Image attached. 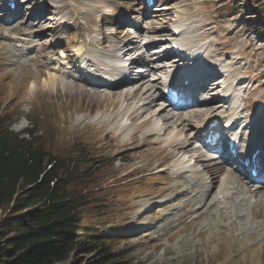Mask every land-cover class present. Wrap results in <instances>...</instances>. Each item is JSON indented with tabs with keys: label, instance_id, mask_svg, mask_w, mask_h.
<instances>
[{
	"label": "rangeland",
	"instance_id": "374dc122",
	"mask_svg": "<svg viewBox=\"0 0 264 264\" xmlns=\"http://www.w3.org/2000/svg\"><path fill=\"white\" fill-rule=\"evenodd\" d=\"M17 1L14 18L0 25V115L12 118L15 132L39 123L51 150L91 166L76 183L77 193L89 199L84 224L113 236V247L131 264H264V236L240 235L215 211L208 212L210 205L198 219L194 209L201 203L184 196L197 177L210 181L205 160L236 171L222 147L215 154L203 146L200 133L210 119L221 118L219 131L242 140L264 120V16L256 18L254 0H159L153 11L146 9V0ZM0 17L6 19L1 8ZM19 22L29 26L21 34L13 31ZM176 29L178 36L172 34ZM172 41L184 47L185 60L169 55ZM198 51L204 55L195 61L192 54ZM109 63L124 72L132 63L125 74L133 78L118 93L122 98L125 92L134 96L146 90L133 107L163 95L161 88L170 82L194 87L204 65L220 66L222 72L211 79L213 86L189 88L191 93L203 89L189 96L186 106L163 110L166 104L158 95L151 114L138 121L125 117L129 124L125 118L113 122L130 110L123 99H108L105 88L87 85L79 73L94 69L91 80L101 83L95 75H105ZM55 68L81 81L55 74ZM63 82L76 89L60 90ZM197 101L206 104L197 106ZM200 107L210 111L193 117ZM149 117L151 126L142 127ZM132 135L138 143L129 140ZM176 143L190 150L177 149ZM216 173L235 181L227 172Z\"/></svg>",
	"mask_w": 264,
	"mask_h": 264
},
{
	"label": "trees",
	"instance_id": "16d2710c",
	"mask_svg": "<svg viewBox=\"0 0 264 264\" xmlns=\"http://www.w3.org/2000/svg\"><path fill=\"white\" fill-rule=\"evenodd\" d=\"M254 2L260 19L264 4ZM12 124L0 115V264H131L113 236L84 224L89 199L76 183L91 166L51 150L39 123Z\"/></svg>",
	"mask_w": 264,
	"mask_h": 264
},
{
	"label": "bare ground",
	"instance_id": "6f19581e",
	"mask_svg": "<svg viewBox=\"0 0 264 264\" xmlns=\"http://www.w3.org/2000/svg\"><path fill=\"white\" fill-rule=\"evenodd\" d=\"M0 8H1L2 12L4 11L5 16H6V19H5V17L4 18L0 17V25L3 26L4 24H6V26H7L10 23V21L14 18L15 15H13V12H9V13L6 14L5 7H0ZM7 16H8V18H7ZM28 27L29 26L25 25L23 22H19V24H17L13 28V31L17 32L18 34H21ZM176 30L178 31L179 29H176ZM32 33L35 34L34 33V29L32 30ZM22 35H25V34H22ZM178 46H179L181 52L185 55L184 47L182 45H179V44H178ZM193 52H196V51H193ZM192 53H189V54H192ZM195 54H192V55H194L192 57H196L198 53H195ZM174 60H176V59H174ZM109 65H111L110 66L111 70L113 72H115L116 74L110 73V74H112L111 75L112 76V82H111V84H108V85L106 84V85L102 86L103 88L106 89L103 92H104V94H106L108 99L109 98H111V99L119 98V100L123 99L122 101H124L125 104H127V106H128L127 108L130 109V110L120 114L118 117H115L113 122L114 121H119L121 119H124L125 117H128L132 121H135V120L138 121V120L144 119V117L148 113L151 114L150 113L151 112V110H150L151 106L154 105V103L156 102L158 97L161 99L163 97V95H159L158 94L159 96L157 95L158 96V97L156 96L157 98L156 97L155 98H153V97H148L147 98L146 97L145 101L143 103H141V106L139 105V106L133 107L132 106L133 105L132 102L135 101V100H140V102H141V100H143L144 96L146 95L145 94L146 90H144L145 92L141 93L142 95L137 94L138 91H136L134 93L135 94L134 96H132V94H133L132 92L128 93V92L124 91L125 93H128V94L124 93V95H122V98H120L119 97L120 93H118V91H119L118 89H119V86H121V83L119 81H116L115 77H121L120 78L121 80H123V79L127 80V75L126 74H127V72H129V68L130 67L128 68V70H125V72H124V70L122 68L123 66L114 65V63H109ZM210 68L211 67H209L208 65H204V67H202V69L199 72L196 73L194 78H195V82H198V85H200V84L201 85L202 84L205 85L203 87H206L207 84L211 85L212 84L210 82L211 79L214 78L215 76L217 77V75L221 74V72H222V71L221 72L217 71V70H219V68L221 69L220 66L213 67L212 69H210ZM49 70H50V68H49ZM53 71L55 72V74H60L63 77H65V76H68V77L69 76H71V77L75 76V75L72 76L71 73L68 74V72H62L60 70H57L56 68ZM113 76H115V77H113ZM73 78L77 82L81 81L78 77H73ZM198 78L200 79L199 81H198ZM90 81H92V80H90ZM126 82L129 83L130 81L127 80ZM223 83H225V82H223ZM87 85H90V84L87 83ZM59 86H60V90H61V88L66 90L67 87L72 86V85L66 84V83L63 82V84H59ZM212 86H213V84H212ZM73 88L76 89V87H73ZM108 89L111 90V91L109 92ZM141 89H143V84L141 85V88H140L139 91H141ZM190 89H189V92H190ZM107 90H108V93L106 92ZM194 91H195V93H197V90H194ZM122 92H121V94H122ZM190 94H191V92H190ZM221 99H226V97L224 96ZM185 104H184V106H186ZM202 104H206V103L204 101H201V102L199 101L197 106L202 105ZM169 107L170 106H166V107H164L162 109L166 110ZM200 109H198V110L196 109V110L193 111V117L194 116L196 117L198 115L199 116L200 115H204L205 113L210 111L208 109L202 110L203 109L202 107H200ZM210 109L212 110V107ZM187 114H189V113H187ZM152 120L153 119L150 118V117L147 118L146 120H144L141 123V126L142 127L149 126L152 123ZM172 122H173V120H172ZM257 122H258L257 123L258 124V127H257L258 130L253 131L254 135H250L248 137V140H245L244 143H246L245 150H247L249 155H252L253 152H255V151L259 150V149L262 150L263 154L262 153L260 154V157H259V160H258L259 161V165H258V167L256 169V171L258 172L257 174L260 175V178L262 179V181L258 180L259 181L258 182L257 179L252 177L248 171L245 172V173L239 174V173L233 172L229 166H225V165L220 164L218 162H214L213 163V162L205 160V164H204V169L203 170L207 174V176L209 177L210 181L206 182V181H204L202 179L201 176H199V177H197L196 181L194 183H192V186L190 188L191 192L184 194V196H186V197L192 196L194 199H196L198 202L201 203V206L199 208H196V210L194 209V212L196 211V213H199L198 219L203 215V213H202V212H204L203 210L208 205H210L209 206L210 210H208V212L211 211V214H212L215 211V213L219 216L221 221L228 222L227 225L229 227H231L232 230L239 229L240 235H242V236L247 235V236H250V237H254L257 234H260V235L264 236V226L263 225L261 226V224L259 223L260 221L264 222V120L260 119ZM153 127H154V125H153ZM165 128H167L169 130L168 127H165ZM164 131H166V130H164ZM203 133H205V131ZM229 135L231 136L232 134H229ZM152 137H153V135L151 136V138ZM236 137H238V136H236ZM236 137H233V138H236ZM129 140H132L134 143H138V141H137V139H136V137L134 135H132V137ZM175 146L177 147V149H178V146H180V147L186 146L189 149L190 145L187 146L185 144L176 143ZM138 153H142V151L139 150ZM237 160H239V158ZM216 171H218V174H221L223 172H227L229 176H231V177H233L235 179V181H231L229 179H226V177L224 178V176L220 178L218 175H216L217 174ZM186 173H189V172H186ZM256 183H258V184H256ZM174 187H176V186H174ZM178 191L181 192L180 190H178ZM260 210H262V212H261L262 214H259V213L257 214V212L260 211ZM188 214L191 215L192 213L189 212ZM249 217L251 218V221H250ZM191 224H196L195 220L192 221ZM205 233L206 232L204 230H200L199 236H204Z\"/></svg>",
	"mask_w": 264,
	"mask_h": 264
}]
</instances>
